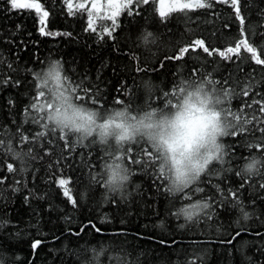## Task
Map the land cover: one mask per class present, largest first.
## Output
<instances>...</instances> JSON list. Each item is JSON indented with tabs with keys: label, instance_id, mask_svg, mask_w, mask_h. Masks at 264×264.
<instances>
[{
	"label": "trees",
	"instance_id": "trees-1",
	"mask_svg": "<svg viewBox=\"0 0 264 264\" xmlns=\"http://www.w3.org/2000/svg\"><path fill=\"white\" fill-rule=\"evenodd\" d=\"M36 2L48 11L45 30L53 35L40 34L44 25L35 10H13L9 0H0V80L10 75L19 81V86L0 83V140L5 142L0 148V264H190L193 259L195 264H264V188L259 186L264 183V149L248 147L245 137L221 138L228 155L223 164L214 162L218 171L212 184L202 185L205 192L193 193L189 200L184 193L174 196L166 191V182L156 179L152 169L145 173L127 161L123 166L130 169V180L120 191L109 192L104 187L106 165L118 154L111 143L107 149L97 143L65 151L57 131L21 146L17 132L18 125L30 136L43 130L24 122V109L35 91V74L53 61H59L76 83L93 91L98 87L97 95L105 98L109 109L128 107L138 115L141 109L151 110L149 104L158 107L164 92L177 90L185 81L227 79L237 93L250 84L248 97H232L233 108L245 100L264 98V65H256L248 53L227 61L198 49L182 60L165 59L195 38L223 50L239 34L233 7L213 0L212 9L186 15L170 12L162 22L157 0H150L135 7L139 14L122 11L112 37L100 38L99 31L88 30L85 9L69 14L64 0ZM240 7L246 27L264 32V0H241ZM101 24L110 23L95 27ZM148 32L156 39L145 44L142 37ZM253 38L264 41L259 35ZM8 63L15 71L6 67ZM138 67L145 70L137 71ZM115 98L125 103L115 104ZM9 141L14 153H23L22 160L7 151ZM253 157L261 161L260 175L238 176ZM7 163L17 171L9 173ZM60 178L69 179L78 206L63 195ZM192 187L185 191L192 192ZM230 189L238 190L239 201L225 198ZM210 195L214 196L208 200L210 208L194 221L175 215L180 207ZM241 207L249 214L247 220ZM84 225L89 226L80 232ZM237 232L241 234L233 240ZM37 240L41 244L33 250Z\"/></svg>",
	"mask_w": 264,
	"mask_h": 264
},
{
	"label": "snow or ice",
	"instance_id": "snow-or-ice-1",
	"mask_svg": "<svg viewBox=\"0 0 264 264\" xmlns=\"http://www.w3.org/2000/svg\"><path fill=\"white\" fill-rule=\"evenodd\" d=\"M150 0H90L91 10L87 11V28L90 31H99L100 38L104 35L112 37V33L119 27L118 17L122 11L127 10L129 14H139L135 11L137 5H147ZM217 3H229L235 12V18L239 21V34L234 40L227 45L223 50L215 46L206 45L203 38H195L187 45L181 46L174 55L165 57V59L182 60L186 54L196 52L201 49L203 53L208 56L218 54L223 60L232 61L233 57L236 60L242 59V53L250 54V59L256 65H264V41H257L253 37L259 35L264 37V32L255 33L252 27H246V16L242 14L240 7L241 0H216ZM10 6L13 10L19 9H33L40 16V24L44 25L39 29L40 34L44 36L53 35L51 32L46 31V20L48 11L42 8L41 3L32 0L31 3L26 0H9ZM69 14H75L74 7L78 10L86 8L85 3H73V0H64ZM160 9L159 16L162 18L167 17L170 12H180L187 14L200 9H212L214 7L213 0H159ZM107 8V13L100 17L99 14ZM99 17L111 21L110 24H101L99 29L94 26V19ZM264 25V22H262ZM56 35H71L70 33ZM145 44L155 42L156 37L153 33L148 32L142 37ZM9 70L15 71L12 64L8 63L6 66ZM142 67H138L137 71H144ZM0 74L3 70L0 69ZM34 84V94L30 98V102L24 109L25 123L31 122L38 125L42 131L34 132L31 136L25 134L22 125H18L17 132L19 134V143L33 144L39 142L41 139L48 136L49 133H56L59 131V140L63 141V148L65 151L69 149L76 150V147H91L93 144L104 145L111 148L112 145L108 142L109 135H116V152L113 162L106 165V170L110 175L106 176L104 180V187L109 192H116L118 189L123 188L125 183L130 177V169L128 167L121 168L125 161L132 165L140 166L141 170L147 173L148 169H152L156 179L166 182V191L172 193L170 184L176 185L179 189L183 186L184 199H192L193 193H204L205 187L202 185H211L212 180L216 177L217 169L213 167L214 162L223 164L224 157L228 155L225 150L226 145L222 142L223 137H245L248 147H255L257 150L264 149V98L255 99L251 102L245 100L238 108L231 106V99L235 95L248 97L250 94L251 85L247 84L241 87L240 92H236V88L228 83L227 79L214 80L208 79L203 82L195 83L197 86V93L204 89L205 85H211V90L208 93L209 100L212 94L217 93L216 103L221 105L219 109L213 107L208 108L207 105L199 111L205 113L199 117L201 126V133L195 140L186 142L185 151L188 155L185 160L178 161L176 156L173 155V146L169 140L165 139L162 135L157 138L151 131L157 125L151 122L153 117L158 114L163 116L166 111L175 108L177 103L184 97L186 103L192 95L191 85L185 81L182 86H178L177 90L164 92L165 99L160 101L158 107H148L151 111L141 109L143 115L138 119V114H133L128 107L122 110L109 109L107 101L103 96L97 95L99 88L95 91L91 87H86L82 83H76L67 75L63 70V66L59 61L51 62L45 71L36 73ZM12 82L19 86V81H13L10 75H5L0 83L8 84ZM219 85V87H217ZM145 88L150 91V86L145 85ZM187 96L185 97V93ZM259 95V93H257ZM223 96L226 99H220ZM171 97V98H169ZM174 98V99H173ZM11 104V101H9ZM115 104L123 105L125 102L119 98L114 99ZM258 106V107H257ZM247 109V111H246ZM146 120L148 122H146ZM160 123H163L161 119ZM141 128L145 131H141ZM256 133H260L256 136ZM72 134H77L75 140L70 142ZM95 137V139H91ZM250 137V139H248ZM90 140L89 144L84 141ZM51 143V141H50ZM5 145L4 140H0V148ZM7 151L13 155L14 159H21L23 153H14L11 148V141H9ZM28 155H31L29 149ZM45 154H50L47 150ZM111 157L113 153L107 152ZM35 158V157H33ZM186 161V162H185ZM59 162V158L56 161ZM261 161L255 157L251 159L247 167L249 170L255 168V174L260 175L259 167ZM51 167V165H49ZM7 171L15 173L17 169L12 163H7ZM238 176L242 175L241 172L236 173ZM251 176V175H249ZM95 179V177H93ZM3 183V180H0ZM15 183L19 184L20 181L16 180ZM59 187L63 189V195L73 205L78 206V201L71 194L73 188L69 187V179L60 178L58 180ZM155 183V181H154ZM195 185V187H192ZM243 185H241L242 187ZM260 188H264V183H260ZM192 187V192L185 191ZM218 191L224 192L222 188L217 185ZM18 190V189H14ZM238 190L230 189L225 198H231L239 201L237 195ZM27 200V197H25ZM208 200H214V196H208L205 199L195 201L191 204L180 207L176 212V216H184L186 221H194L193 217L200 214L199 210L203 212L210 208ZM240 211L243 213V218L247 220L249 214L241 207ZM209 218L211 216L209 215ZM89 225L95 229L97 233L102 230L96 227L95 224L89 222ZM84 225L80 232H83ZM3 224H0L2 227ZM80 232H72V235H80ZM241 233L237 232L233 236ZM259 235V233H257ZM231 243L232 241H228ZM163 243V242H162ZM41 241L37 240L32 244L35 250ZM98 259V254H97ZM190 264H195L193 259Z\"/></svg>",
	"mask_w": 264,
	"mask_h": 264
},
{
	"label": "clouds",
	"instance_id": "clouds-1",
	"mask_svg": "<svg viewBox=\"0 0 264 264\" xmlns=\"http://www.w3.org/2000/svg\"><path fill=\"white\" fill-rule=\"evenodd\" d=\"M189 85H191L192 95L186 103L184 102V97H182L181 101L177 103V106L175 108L166 111L163 116L158 114L156 117H153L151 119V122L157 125L153 129H151V131L155 134L157 138L162 135L165 139L169 140L174 149L172 154L176 156V159L178 161L185 160V157L188 155L187 151H185L186 142L197 139L201 133V126L198 118L203 116L205 113L199 110L203 109L205 105H207L208 108L215 107L217 109H219V107L221 106L216 103L218 95L217 93H213L211 100H209L208 93L211 90V85H205L204 89L200 90L199 93H197V86L195 84L189 82ZM184 95L186 97L187 92ZM220 99L226 101L227 98L220 96ZM143 114L144 113L139 114L137 118L139 119L140 116ZM161 119H163V123H160ZM146 122L148 121L146 120ZM141 131L143 132L145 131V129L141 128ZM107 139L109 143H111L114 147H117L116 135H109ZM250 162L251 159L243 165L241 170L242 174H255V168L249 170L247 167L248 163ZM123 167L124 166L121 165V168ZM256 167H259V164H257ZM108 175H110V172L106 170V176ZM129 180L130 177L128 181ZM127 182L125 183V185L127 184ZM170 187H172V194L174 196L179 195L184 190L182 185L179 189L176 185L173 184H170ZM121 189H118L117 191H120ZM199 211L200 214L203 213V210ZM182 218L185 219L184 216H182ZM195 218L196 217H193V219Z\"/></svg>",
	"mask_w": 264,
	"mask_h": 264
},
{
	"label": "rangeland",
	"instance_id": "rangeland-1",
	"mask_svg": "<svg viewBox=\"0 0 264 264\" xmlns=\"http://www.w3.org/2000/svg\"><path fill=\"white\" fill-rule=\"evenodd\" d=\"M82 2L86 4V8H85L86 12L91 10L90 0H73L74 5L78 4V3H82ZM157 2H158V13H159V9H160L159 0H157ZM166 3H167V0H166ZM73 11H78V9H76L74 7ZM107 11L108 10H107V8L105 6L104 10L99 14V16L100 17L104 16L107 13ZM105 21H108L109 23H111V21H109V20L100 19L99 17H97V18L94 19V26H96L100 22H105Z\"/></svg>",
	"mask_w": 264,
	"mask_h": 264
},
{
	"label": "water",
	"instance_id": "water-1",
	"mask_svg": "<svg viewBox=\"0 0 264 264\" xmlns=\"http://www.w3.org/2000/svg\"><path fill=\"white\" fill-rule=\"evenodd\" d=\"M34 250V249H33Z\"/></svg>",
	"mask_w": 264,
	"mask_h": 264
}]
</instances>
